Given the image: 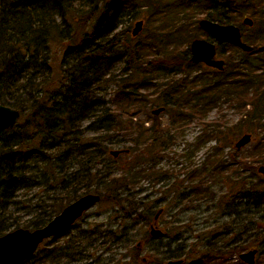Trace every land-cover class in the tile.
<instances>
[{"label":"trees","instance_id":"1","mask_svg":"<svg viewBox=\"0 0 264 264\" xmlns=\"http://www.w3.org/2000/svg\"><path fill=\"white\" fill-rule=\"evenodd\" d=\"M146 1L151 9L149 17L155 13L158 18H163V8L184 4L186 10L180 20L185 26L168 27L174 24L171 22L165 27L164 21H159L161 26L157 25L156 33L148 34L147 39L135 45L130 40V30L138 16L131 9V0H0V103L20 112L17 126L0 139V236L16 228L44 226L64 206L89 192L99 194L103 190L111 194L109 202L113 207L123 209L120 195L129 185L134 187L143 170H138V164L130 168L119 164L120 175L113 176L110 163L106 162L108 146L117 144L119 133L130 138L126 140L130 151L139 145L151 147L159 137L156 127L143 129L141 122L123 126L117 116L118 112L129 114L138 110L148 97L141 90L159 87L158 97L175 106L173 117L177 119L183 116V109L188 110L182 105L189 101H194L189 111L196 116L216 106L220 99L233 103L240 113L245 112L246 105L260 101L264 111V53H241L240 61L229 70L216 73L214 78L196 76L188 83L189 88L174 80L171 67L181 65L175 62L180 58H175L173 52L202 36L196 17H212L210 0ZM226 10L230 14L221 16V22L234 20L231 14L248 15L254 20V27L247 35L243 34L245 41L252 46L264 45V0H240ZM158 55L160 61L148 59ZM119 62L122 69L117 74L113 66ZM108 85H114L108 100L113 113L97 94L99 88ZM85 121L89 122L88 127L80 129ZM86 131L96 134L80 141V135ZM258 156H264V146L258 150ZM217 165L214 164L215 169ZM226 167L228 172L236 171L232 164ZM149 171L155 172L153 168ZM218 174L222 172L219 170ZM198 186L193 190L194 199L203 195L213 199L211 187L205 189L202 183ZM245 186L242 182L235 189L246 192L252 205H257L256 212H260L264 205V180H257L254 187ZM31 189L45 192L48 200L37 201L34 208H27L26 219L16 218L15 211L26 208L27 203L31 206L29 199L18 197V192ZM231 194L228 191L215 202L229 210L227 215L234 216L243 208L234 203L236 198ZM100 195V202H106L107 197ZM244 210L252 213L255 209L245 205ZM125 217L121 216L116 224L93 222L87 228L68 231L61 241H55L50 252L41 248L29 264H72L85 258L94 261L92 264H100L96 262L100 257H93L94 251L106 256V264H120L117 250L128 242L123 239L121 229ZM230 223L234 222L227 224ZM91 241L99 242V247L92 246ZM221 243L226 245V253L218 251L219 255L239 250L233 247L229 251L226 240ZM215 249L207 245L187 253L199 262L204 258L215 260L219 259L211 257ZM109 256L112 258L108 259ZM131 260L132 264H139L136 256Z\"/></svg>","mask_w":264,"mask_h":264},{"label":"rangeland","instance_id":"2","mask_svg":"<svg viewBox=\"0 0 264 264\" xmlns=\"http://www.w3.org/2000/svg\"><path fill=\"white\" fill-rule=\"evenodd\" d=\"M163 2L167 3V0H163ZM239 2L240 0L231 1V6ZM146 3V0H131L130 2L133 13L139 18L137 20L143 21V30L140 35L134 39L130 36V40L135 45L146 39L154 28L156 33L157 25H160L154 22L156 19L155 13L149 17L150 12L148 10L150 7L145 6ZM217 5L219 7H216ZM168 10L169 13H165L166 20L172 21L170 17L181 15L180 12H175L177 9L174 6L168 7ZM223 11L224 9L220 4L215 3L214 10H212V18L219 21ZM246 16L248 17V15L243 13L236 16L231 14V17H234L232 19L237 22L234 23V20H231L230 23L241 25L242 19ZM121 21L123 22L124 19ZM135 21L131 23V30L134 28ZM172 22L178 23L176 20ZM164 24L166 26L167 22H164ZM241 29L245 35L252 30V28L248 29L244 26H241ZM166 33L167 31L161 36L162 39L165 38ZM208 40L210 41L211 39ZM175 52V55L181 59H187L184 48ZM219 58L223 59L226 64L234 65L235 62L241 59V54L235 50L226 51L224 47L220 50ZM119 69H122L120 62L113 66V70L117 74ZM197 71H203L199 73L205 74L211 72L208 68L201 67L190 74L196 76L199 74L196 73ZM179 77L176 76L174 79L177 80ZM182 77L187 82L191 80L189 77ZM189 86L190 84L188 83L187 86L185 85L188 88ZM152 88L154 90H146L145 94L154 93L158 95L159 87L152 86ZM113 90L114 85H108L99 88L97 92L98 97L107 103L105 106L108 111L110 110L112 113L113 110L108 107V100L111 98ZM157 97H152L150 100L148 97L149 101L147 99V101L145 100L146 102L142 101L138 110H131L129 114L124 112L117 113L123 126L141 122L143 123V129H148L154 125L159 133L158 142L152 148L139 145L136 150H129L128 153L122 152L121 150H125L130 146L126 141L130 140V138L122 136V133L117 134V144L115 146H108V151H120V154L115 158L107 152L108 158L106 162L110 163V169L114 172L113 176L118 177L120 175L119 164H125L129 168L134 164H138V170H143L139 174L140 176H138L139 178L136 180L134 187L129 185L130 188L120 195L123 209L120 210L113 207V204L109 202L111 194H106V192L101 190L99 195L104 194L107 197V201L98 203L86 212L75 224L76 229L87 228V225L90 226L93 222L110 224L114 221L116 224L120 221L121 216L127 215L121 229L125 237L123 239L128 240V242L127 244H122L117 250L118 256H121H119L121 258L120 264H132L131 257L135 255L136 251L139 253L138 256L145 260L139 264H166L168 261H172L171 258L175 254H182L181 258H183L188 251L202 250L207 245L216 248L214 255L211 257H219V259L204 258L200 262L198 260L193 262L188 260V263L244 264L238 259V255L247 249L256 248L258 249V255L255 264H264V205L261 204L260 212H256L257 205H252L253 202L242 196L246 192H237L235 189V185H239L242 182L250 183L251 186L249 187L255 186L257 182L256 170L259 165H262L259 161L264 159V156H258V150L264 146V116L260 118L259 124H256L255 120L242 116L234 108L223 103L204 110L200 116H196L192 111L183 109L181 111L183 116L177 119L172 117V113H175V110L172 111L169 105L157 116H152L151 110L164 106L162 102L157 100ZM192 104L182 105V107L187 109L189 107L190 109ZM246 109L251 110L250 107ZM260 112L264 113L262 109H260ZM245 120L247 121L246 123L242 122ZM88 124V121L83 122L80 129L88 127ZM176 125L178 126L174 128ZM245 133L252 136L251 142L241 150L235 151L234 143ZM95 134L94 132L86 131L83 136L80 135V141L95 136ZM114 160L116 162L112 163ZM215 163H218L217 169H215ZM229 164L234 165L236 171L228 172L227 170L229 169L226 166ZM151 168L155 170L154 174L148 173ZM219 170L222 172L221 175L218 174ZM200 183L205 186V189L208 187L212 188V200L205 195H203L204 198L201 196L198 200L191 201L194 199L192 197L189 199L191 189H194ZM228 191L232 193V198H236L234 203L243 208V211L238 209L234 216L227 215L226 213L229 210L215 202L217 197H223ZM17 195L18 197H26L27 201L29 199L31 206L27 203L25 204L26 208L17 210L19 213L15 211L14 216L16 218L23 217L26 219L27 208H34L33 204L37 201L45 202L48 200L45 192H37L36 189L26 192L21 191ZM228 199L229 197L223 198L222 202ZM245 205L255 210L252 213L245 212ZM161 207L164 208L163 212L156 221L154 214ZM13 209L10 208L11 211H14ZM111 216L113 218L110 219ZM139 216L146 217L145 222ZM230 221L234 223L227 224ZM152 223L166 233L163 239H148L146 235H148ZM76 229L74 230L76 231ZM233 231L237 232L238 235L234 236ZM93 235H96L95 232ZM225 240L230 245L227 246L229 251L235 247L236 250L239 249L238 252H231L229 255L217 254L218 251H226V245L220 246L221 242H225ZM86 243L90 244L89 242ZM91 245L98 248L99 242L91 241ZM237 245H243V247L240 248ZM51 247L48 246V249H51ZM98 256L100 258L96 262L100 264L107 263L104 254L101 255L99 251H94L93 257L96 258ZM111 258L112 256L108 257V259ZM92 263L94 261L85 258L72 264Z\"/></svg>","mask_w":264,"mask_h":264},{"label":"water","instance_id":"3","mask_svg":"<svg viewBox=\"0 0 264 264\" xmlns=\"http://www.w3.org/2000/svg\"><path fill=\"white\" fill-rule=\"evenodd\" d=\"M244 24L251 25L252 21L248 18L244 19ZM200 27L213 36L219 43L232 44L240 47L244 51H251V47L247 46L240 39L239 29L233 25H219L217 23L202 20L199 23ZM142 22L135 24L132 34L135 36L141 30ZM260 51L263 48L259 49ZM215 54L214 45L204 40H195L191 44V61L194 63L203 62L209 66L217 69H222V61L212 60ZM161 109L154 112L158 114ZM19 117L18 111L0 105V136L10 126L14 125ZM250 140L249 135L243 136L237 143L236 148H241ZM118 153L113 152L116 156ZM259 173L264 175V167L258 169ZM99 201L97 195H85L69 206H67L61 214L50 221L46 227L29 232L27 230L19 229L13 233L7 234L0 238V264H21L24 259L32 255L37 245L45 238L50 236L58 237L63 231L71 226L73 222L79 218L82 213ZM153 238L162 236L163 234L158 230H152ZM256 251L252 250L240 256L247 264H254V255ZM169 264H179V262H171Z\"/></svg>","mask_w":264,"mask_h":264},{"label":"flooded vegetation","instance_id":"4","mask_svg":"<svg viewBox=\"0 0 264 264\" xmlns=\"http://www.w3.org/2000/svg\"><path fill=\"white\" fill-rule=\"evenodd\" d=\"M224 63H225V61H224Z\"/></svg>","mask_w":264,"mask_h":264}]
</instances>
